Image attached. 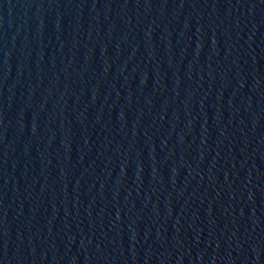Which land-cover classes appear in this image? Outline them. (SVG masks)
Segmentation results:
<instances>
[{
  "label": "water",
  "instance_id": "water-1",
  "mask_svg": "<svg viewBox=\"0 0 264 264\" xmlns=\"http://www.w3.org/2000/svg\"><path fill=\"white\" fill-rule=\"evenodd\" d=\"M0 264H264V0H0Z\"/></svg>",
  "mask_w": 264,
  "mask_h": 264
}]
</instances>
